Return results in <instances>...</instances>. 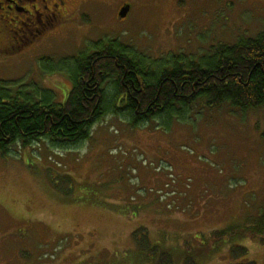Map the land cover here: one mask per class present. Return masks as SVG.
I'll return each mask as SVG.
<instances>
[{"label":"rangeland","instance_id":"obj_1","mask_svg":"<svg viewBox=\"0 0 264 264\" xmlns=\"http://www.w3.org/2000/svg\"><path fill=\"white\" fill-rule=\"evenodd\" d=\"M125 2L132 12L120 20ZM90 11L92 19L24 50L0 38V83L13 96L52 93L62 103L76 56L100 44L147 62L198 59L264 31V0H101ZM262 212L264 106L200 100L139 127L109 114L77 146L43 140L0 154V264H150L148 246L172 249L181 264H264L259 239L210 238L252 227ZM234 246L247 255L234 256Z\"/></svg>","mask_w":264,"mask_h":264},{"label":"trees","instance_id":"obj_2","mask_svg":"<svg viewBox=\"0 0 264 264\" xmlns=\"http://www.w3.org/2000/svg\"><path fill=\"white\" fill-rule=\"evenodd\" d=\"M94 51L74 60L72 88L62 103L54 102L52 93L36 101L23 92L13 96L0 83L3 157L16 144L25 148L45 140L60 148L77 146L88 140L93 126L109 114L124 116L131 127H139L156 118H171L179 108L200 100L212 107L229 105L243 111L264 106V31L256 37L240 38L234 45H217L198 59L169 56L147 62L114 42L100 44ZM108 83L113 84L112 93L105 88ZM233 237L264 243V212L252 227L210 236L220 244ZM146 249L155 258L150 264H181L172 259V249ZM232 253L243 257L247 250L234 246ZM183 264L195 263L186 260Z\"/></svg>","mask_w":264,"mask_h":264},{"label":"flooded vegetation","instance_id":"obj_3","mask_svg":"<svg viewBox=\"0 0 264 264\" xmlns=\"http://www.w3.org/2000/svg\"><path fill=\"white\" fill-rule=\"evenodd\" d=\"M100 1L0 0V38H4L2 47L14 51L24 50L45 39L50 40L63 33L66 27L92 19L90 9L95 10ZM127 5L130 6V12L126 18L131 15L132 6L125 2L117 9L116 18L123 20L119 15ZM81 54L84 52L78 53L76 57ZM203 57L205 55L200 58Z\"/></svg>","mask_w":264,"mask_h":264},{"label":"water","instance_id":"obj_4","mask_svg":"<svg viewBox=\"0 0 264 264\" xmlns=\"http://www.w3.org/2000/svg\"><path fill=\"white\" fill-rule=\"evenodd\" d=\"M129 12H130V6L127 5L121 10L120 15H119L120 18L125 19L128 16Z\"/></svg>","mask_w":264,"mask_h":264}]
</instances>
